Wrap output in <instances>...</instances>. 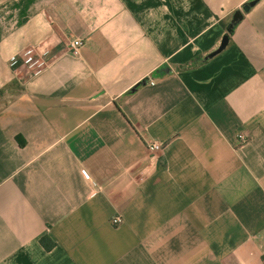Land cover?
Listing matches in <instances>:
<instances>
[{"label":"crops","instance_id":"1","mask_svg":"<svg viewBox=\"0 0 264 264\" xmlns=\"http://www.w3.org/2000/svg\"><path fill=\"white\" fill-rule=\"evenodd\" d=\"M250 1L0 0V89L21 84L0 107V264H264Z\"/></svg>","mask_w":264,"mask_h":264},{"label":"built area","instance_id":"2","mask_svg":"<svg viewBox=\"0 0 264 264\" xmlns=\"http://www.w3.org/2000/svg\"><path fill=\"white\" fill-rule=\"evenodd\" d=\"M68 46H69V49L72 52V54L76 55L80 52V49L84 46V41L79 39V38H73V39L69 40ZM42 47H43L42 45H38L35 47H29V48L24 50L21 57H19V58L14 57L12 59V64L14 66H17V68H18L17 75L21 74V75L25 76L26 79L28 78L29 73L32 70V66H33V62H34V59L36 57V54L41 51ZM237 137L239 139V142H242V143L245 142L247 139V137L243 133H238ZM149 148L152 151H158V150H160L161 145L158 142H153L149 145ZM109 221L116 224V223H119L121 221V218L119 215H112L109 217L104 216L98 220L97 225L100 226V225H103Z\"/></svg>","mask_w":264,"mask_h":264},{"label":"rangeland","instance_id":"3","mask_svg":"<svg viewBox=\"0 0 264 264\" xmlns=\"http://www.w3.org/2000/svg\"><path fill=\"white\" fill-rule=\"evenodd\" d=\"M18 81H11L0 89V107H3L10 99H12L20 90Z\"/></svg>","mask_w":264,"mask_h":264},{"label":"trees","instance_id":"4","mask_svg":"<svg viewBox=\"0 0 264 264\" xmlns=\"http://www.w3.org/2000/svg\"><path fill=\"white\" fill-rule=\"evenodd\" d=\"M256 0L250 1L249 3H247L244 6V10L247 11L249 9V7L255 2ZM212 55V54H211ZM17 140L19 142L20 146L24 145V142L22 139H20V137L17 136ZM40 243L41 245L45 248V250H50L51 248H53V246L55 245V242L47 235L42 236L40 238Z\"/></svg>","mask_w":264,"mask_h":264},{"label":"water","instance_id":"5","mask_svg":"<svg viewBox=\"0 0 264 264\" xmlns=\"http://www.w3.org/2000/svg\"><path fill=\"white\" fill-rule=\"evenodd\" d=\"M227 40H228V35H225L221 41V44H220V49L224 48L225 45L227 44Z\"/></svg>","mask_w":264,"mask_h":264}]
</instances>
